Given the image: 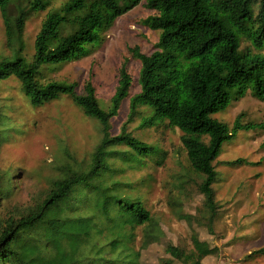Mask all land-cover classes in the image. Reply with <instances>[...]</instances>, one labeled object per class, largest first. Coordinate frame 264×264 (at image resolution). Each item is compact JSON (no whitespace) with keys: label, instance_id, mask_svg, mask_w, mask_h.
Instances as JSON below:
<instances>
[{"label":"trees","instance_id":"16d2710c","mask_svg":"<svg viewBox=\"0 0 264 264\" xmlns=\"http://www.w3.org/2000/svg\"><path fill=\"white\" fill-rule=\"evenodd\" d=\"M52 1L0 0L7 44L13 52L0 61V82L15 77L34 108L70 97L99 122L102 139L87 171H70L53 183L41 204L0 222V264H140L142 251L160 236L148 230L141 249L133 247L137 228L149 226L153 218L140 200L120 195V182L114 178L125 175L127 168L144 166L161 150L135 137L128 124L140 108L147 107L151 116L143 117V128L167 122L183 133L182 143L201 178L199 190L212 223L219 209L215 162L240 133L264 132V120L244 124L240 115L230 127L214 118L248 93L264 101V0H69L47 15L35 41V54L28 60L23 52L29 16L46 11ZM143 1L156 12L145 25L160 37L151 55L138 47L131 50L141 62V91L130 98L128 122L113 135L112 120L119 116L132 87L126 67L108 110L100 105L91 80L85 94L78 95L75 84L42 83L40 77L44 68L88 57L91 47L102 42L118 19ZM14 4L15 18L10 15ZM243 39L250 43L244 50ZM6 141L0 130V149ZM118 160L123 167L114 169ZM12 190L11 181H6L0 199ZM192 242V253L173 245L167 253L182 264H204L215 254L216 249L197 236ZM254 254H264V249Z\"/></svg>","mask_w":264,"mask_h":264},{"label":"rangeland","instance_id":"374dc122","mask_svg":"<svg viewBox=\"0 0 264 264\" xmlns=\"http://www.w3.org/2000/svg\"><path fill=\"white\" fill-rule=\"evenodd\" d=\"M68 1L53 0L46 11L30 14L23 52L28 60L35 54V41L47 15ZM155 14L143 1L118 19L102 42L91 47L88 57L44 68L41 82L75 84L78 95H84L91 80L100 105L108 110L126 67L132 87L119 116L111 123V133L117 135L128 122L130 98L141 91V62L131 50L138 47L147 55L155 51L160 33L145 25ZM10 15H18L16 4ZM6 32L0 11V61L13 54ZM248 47L250 43L243 39L242 50ZM139 112L128 124V131L158 147L161 154L142 167L127 168L125 175H116L114 180L120 182V195L140 200L153 218L149 226L137 228L133 247L141 249L148 230L160 236L142 251L140 264H182L173 260L167 249L173 245L192 253L194 236L216 249L204 264H264V254H254L264 249V132L240 133L237 140L225 145L215 162L219 179L214 189L219 209L211 223V212L199 190L201 178L192 169L182 143L183 133L170 128L167 122L143 128L142 119L151 116V111L142 107ZM240 115L244 124L262 122L264 101L248 93L234 99L227 111L214 118L232 127ZM0 130L7 136L0 149V175H4L0 186L8 180L13 186L12 192L0 199V222L18 218L41 204L53 183L70 171H87L102 139L99 122L88 117L70 97L34 108L15 77L0 82ZM238 160L242 163L231 164ZM121 167V161L113 163L114 169Z\"/></svg>","mask_w":264,"mask_h":264}]
</instances>
